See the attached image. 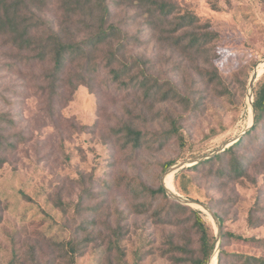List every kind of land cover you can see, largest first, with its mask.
I'll return each instance as SVG.
<instances>
[{
    "label": "rangeland",
    "instance_id": "1",
    "mask_svg": "<svg viewBox=\"0 0 264 264\" xmlns=\"http://www.w3.org/2000/svg\"><path fill=\"white\" fill-rule=\"evenodd\" d=\"M173 1L179 12L210 22L219 34L213 63L223 87L208 83L186 55L157 40L139 10L112 6L113 20L129 36L128 60L144 59L162 82L191 96V105L139 98L140 93L112 80L102 57L98 71L86 75L87 83L76 81L72 87L68 80L79 69L69 65L52 89L46 79L51 66L30 60L29 53L0 37V116L13 120L3 126L15 145L0 167V264H175L165 252L171 238L198 251L189 210L158 219L154 211L165 202H153L144 212L137 207L141 200L127 193V182L135 179L156 189L172 167L165 170L167 162L211 154L248 130V85L264 58V0ZM42 10L47 24L56 27L58 4L50 0ZM258 76L254 101L264 71ZM170 116L179 119L184 144L175 138L160 141ZM130 120L149 141L136 151L116 133ZM254 126L236 148L247 166L246 177L216 174L229 162L226 155L212 167L188 172L194 179L189 198L176 182L182 170L173 174L172 192L208 204L224 221L214 264L222 251L223 264H244L231 254L264 258V125ZM201 213L215 245L217 227ZM224 233L236 237L226 239ZM70 240L82 242L84 250L74 262L62 252L61 245Z\"/></svg>",
    "mask_w": 264,
    "mask_h": 264
},
{
    "label": "trees",
    "instance_id": "2",
    "mask_svg": "<svg viewBox=\"0 0 264 264\" xmlns=\"http://www.w3.org/2000/svg\"><path fill=\"white\" fill-rule=\"evenodd\" d=\"M50 0H0V37L8 44L17 48L20 52L29 53L30 60L39 61L51 66L46 74L50 88H56V82L65 73L69 65L77 64L79 71L68 80L69 84L76 88L77 84L87 83V74L97 72L100 65L98 57L107 61L110 77L113 81L123 84L126 88L134 89L145 100L155 102H174L178 105L194 103L191 96L183 92L172 82H162L152 74V67L142 58L132 62L126 57V46L129 36L123 32L120 24L113 20L112 6H128L137 9L146 17L153 35L166 45L181 54L186 55L196 65L199 74L208 79V83L223 87V81L213 61L218 59L216 42L219 34L212 30L210 22H202L201 18L191 12L181 13L178 5L173 0H54L61 12L58 24L55 27L51 22H46L43 17V8ZM180 31V32H179ZM101 53H104L101 56ZM75 80V81H74ZM256 124L254 129L264 125V77L255 89ZM5 124H14L13 120L6 116H0V167L7 161V154L12 152L15 145L9 143L5 137L7 132ZM115 133V132H114ZM116 133H119V141L126 148L133 151L148 145L149 141L141 129L133 120L122 125ZM175 138L184 144V138L180 134V121L170 116L169 129L162 135L163 139ZM243 139L237 142L224 154L182 170L176 176V182L180 192L192 198L191 185L193 176L188 172H200L207 166L212 167L217 161H223L226 155L230 160L221 165L216 174L237 180L248 175L247 166L243 162L236 148ZM177 160H172L164 165V169L175 165ZM126 190L141 204L137 207L149 212L153 202H165L158 205L154 211L158 219H171L172 213L179 210H189L192 216L193 227L199 235L198 251L190 250L186 243L176 244L169 240L170 259L175 264H207L214 247V237L206 222L201 217L202 213L193 211L185 206L170 200L162 185L156 189L143 183L130 179ZM165 214V216H164ZM223 225L224 221L220 216ZM224 238L236 237L231 233H224ZM241 239V238H240ZM85 241V240H84ZM116 241V240H115ZM114 243L113 239H109ZM62 252L64 258L75 261L76 257L83 254L82 242L70 240L63 243ZM225 252H221L223 258ZM235 260H243L244 264H264L263 257L243 256L231 254ZM220 258L219 264H223Z\"/></svg>",
    "mask_w": 264,
    "mask_h": 264
},
{
    "label": "water",
    "instance_id": "3",
    "mask_svg": "<svg viewBox=\"0 0 264 264\" xmlns=\"http://www.w3.org/2000/svg\"><path fill=\"white\" fill-rule=\"evenodd\" d=\"M263 62H264V58L261 61H259L258 65L255 67V69L251 75L249 85H248L247 100H248V104H249L250 115H252V123L250 124L248 130H250L256 124V111H255V106H254V88H255L256 81L260 77V76H258V67ZM247 131H245L243 134L239 135L238 137L233 138L227 144H225L221 149H219V150H217L211 154L202 156V157L194 159V160H188L186 162H182V163H179V164L172 166L166 172V174L163 176V179H162V186L165 189L166 194L170 198H172L173 200H175L181 204H184L188 207H191V208L195 209L196 211L204 212V213L208 214L211 217V219L213 220V222L215 223V225L217 227V229H216V243L214 245L212 254H211L207 264H212V261L214 260V258L217 261V258L219 256L220 246H221V242H222V223L220 221V218L218 217V215L212 210V208L208 204H205L203 202H199L196 200L184 198L183 196L179 195L178 193H175V192H172L171 190H169L165 185V179L170 172H173L175 174V173H177V172H179L185 168L198 165L202 162H205V161L212 159L213 157H216L218 154H220L222 152H225L228 148L232 147L234 144L239 142L240 139L242 138V136L247 133Z\"/></svg>",
    "mask_w": 264,
    "mask_h": 264
},
{
    "label": "bare ground",
    "instance_id": "4",
    "mask_svg": "<svg viewBox=\"0 0 264 264\" xmlns=\"http://www.w3.org/2000/svg\"><path fill=\"white\" fill-rule=\"evenodd\" d=\"M258 71H259V73L261 74L263 71H264V64H261V65H259V67H258ZM252 123V115L250 116V124ZM173 172H170L168 175H167V177H166V179H165V185H166V187L169 189V190H174V184H173ZM216 261V259L214 258V260L212 261V264H214V262Z\"/></svg>",
    "mask_w": 264,
    "mask_h": 264
}]
</instances>
